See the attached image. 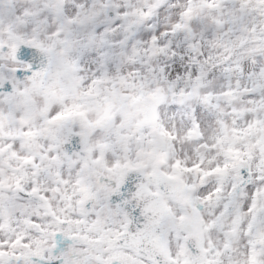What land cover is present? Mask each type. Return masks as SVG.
I'll return each mask as SVG.
<instances>
[{
  "label": "snow or ice",
  "instance_id": "6c2138e0",
  "mask_svg": "<svg viewBox=\"0 0 264 264\" xmlns=\"http://www.w3.org/2000/svg\"><path fill=\"white\" fill-rule=\"evenodd\" d=\"M0 264H264V0H0Z\"/></svg>",
  "mask_w": 264,
  "mask_h": 264
}]
</instances>
